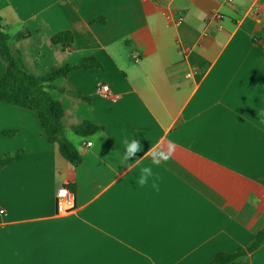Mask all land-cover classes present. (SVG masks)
Returning <instances> with one entry per match:
<instances>
[{"label": "crops", "instance_id": "1", "mask_svg": "<svg viewBox=\"0 0 264 264\" xmlns=\"http://www.w3.org/2000/svg\"><path fill=\"white\" fill-rule=\"evenodd\" d=\"M0 17L30 32L10 50L35 75L103 67L52 91L77 166L32 111L0 102V161L23 152L0 168V264H207L264 229V0H0ZM63 31L67 49L52 43ZM84 122L97 131L75 134ZM125 137L143 145L129 161ZM168 142L159 189L138 187L148 149ZM64 187L78 209L58 216ZM241 264H264V245Z\"/></svg>", "mask_w": 264, "mask_h": 264}, {"label": "trees", "instance_id": "2", "mask_svg": "<svg viewBox=\"0 0 264 264\" xmlns=\"http://www.w3.org/2000/svg\"><path fill=\"white\" fill-rule=\"evenodd\" d=\"M30 32L24 30L14 36L6 33L3 19L0 17V58L6 69L0 78V102L14 107L32 111L41 127L46 132L48 141L57 144L60 154L73 166L81 162V153L67 138V128L63 124L64 108L52 96V91L60 90L55 86V81L61 77H68L71 72L85 70L100 72L102 64L95 57H85L77 64H68L52 68L44 75H35L29 71L20 52L10 50L11 41H20L28 38ZM52 43L60 45L63 49L72 47L74 35L70 31H63L52 37ZM84 101L90 98L81 92L74 94ZM97 126L91 122L72 127V131L79 136H90L97 131ZM22 151L6 156L0 161L3 168L22 157ZM264 245V229L256 233L253 239L234 252H219L207 264H241L249 254L257 251Z\"/></svg>", "mask_w": 264, "mask_h": 264}, {"label": "clouds", "instance_id": "3", "mask_svg": "<svg viewBox=\"0 0 264 264\" xmlns=\"http://www.w3.org/2000/svg\"><path fill=\"white\" fill-rule=\"evenodd\" d=\"M261 123H264V120H262ZM66 135H68V132H66ZM123 145L125 149L123 159L125 161L132 160L136 157V153L143 149V145L140 141L128 137L123 139ZM175 151L176 147L172 142H168L166 145L157 144L148 149V155L151 156V162L141 167L139 176L136 179L137 186L144 187L151 182V187L158 190L159 185L156 183L158 177L156 176L154 169L160 167L162 162L167 163L172 159L175 155Z\"/></svg>", "mask_w": 264, "mask_h": 264}, {"label": "built area", "instance_id": "4", "mask_svg": "<svg viewBox=\"0 0 264 264\" xmlns=\"http://www.w3.org/2000/svg\"><path fill=\"white\" fill-rule=\"evenodd\" d=\"M234 0H226L227 3H232ZM181 22V20L179 21ZM109 87L107 85H104L101 87V90L106 93L108 91ZM92 142H88L87 146H91ZM55 204H56V214L58 216H67L75 211H77V203H76V193L69 187H64L60 189L55 198ZM3 213V211H0Z\"/></svg>", "mask_w": 264, "mask_h": 264}]
</instances>
